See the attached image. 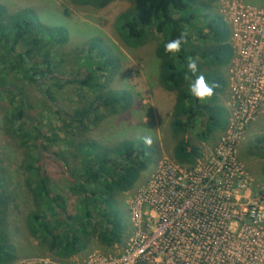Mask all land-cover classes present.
I'll use <instances>...</instances> for the list:
<instances>
[{
    "label": "trees",
    "instance_id": "trees-1",
    "mask_svg": "<svg viewBox=\"0 0 264 264\" xmlns=\"http://www.w3.org/2000/svg\"><path fill=\"white\" fill-rule=\"evenodd\" d=\"M76 1L101 7L111 0ZM216 1L134 0L135 5L115 20L116 34L124 45L138 48L155 41L158 83L174 95L169 128L174 140L172 158L179 164L194 165L201 157L194 138L206 142L214 132L226 128L227 113L221 100L227 87L223 69L233 51L228 25L220 13L211 9ZM33 13L29 8L10 12L0 4V98L9 95L11 109L6 122L25 149L23 168L32 201L25 228L29 236L59 259H68L86 249L93 235L100 247L108 250L114 244H124L128 237L116 197L130 190L148 168L149 144L142 139H123L113 145L88 139L68 140L65 150L54 153L58 160L47 159L58 163L73 202L54 191L41 159L42 151L50 153L49 148L58 144L60 137L44 130L42 121L33 120L29 114L33 105L23 88L12 81V75L33 85L51 101L57 90L70 85L94 92L92 99L66 114L70 121L86 128L103 117L98 114L101 107L113 112L118 107L126 108L128 99L122 91L99 93L100 79L116 67V59L101 39L89 38L80 50L82 62L77 68L84 67V74L65 77L61 72L65 59L55 49L67 40L66 30L42 24ZM182 33L186 40L181 50L167 52L166 43ZM189 58L197 62L196 73L187 68ZM199 75L214 86L213 95L204 100L189 91ZM262 142L264 136L258 139L257 146L264 148ZM7 202L0 185V264L16 258L6 227Z\"/></svg>",
    "mask_w": 264,
    "mask_h": 264
},
{
    "label": "built area",
    "instance_id": "built-area-1",
    "mask_svg": "<svg viewBox=\"0 0 264 264\" xmlns=\"http://www.w3.org/2000/svg\"><path fill=\"white\" fill-rule=\"evenodd\" d=\"M221 15L233 55L227 67L226 128L194 165L159 162L134 188L124 244L16 264H264V197H252L236 157L248 123L264 110V0H227Z\"/></svg>",
    "mask_w": 264,
    "mask_h": 264
},
{
    "label": "rangeland",
    "instance_id": "rangeland-1",
    "mask_svg": "<svg viewBox=\"0 0 264 264\" xmlns=\"http://www.w3.org/2000/svg\"><path fill=\"white\" fill-rule=\"evenodd\" d=\"M225 1L227 0H217L211 9L221 14V4ZM0 4L10 12L29 8L42 24L61 26L66 30L67 40L55 49L59 56L65 59L61 70L65 77L84 74L85 68L77 67L82 62L80 50L85 47L89 38L101 39L116 59V67L112 68L105 78L100 79L102 89L99 93L105 94L111 90L125 92L127 106L118 107L113 112L101 107L98 114L103 117L87 128L70 121L66 114L92 99L94 92L70 85L57 90L54 101H51L41 95L33 85L18 81L13 75L11 79L23 88V94L33 105L29 112L33 120L42 121L44 130L54 132L60 137L58 144L49 148L50 153L42 151L41 161L50 175L54 191L63 195L69 203L73 202V198L66 190L64 176L60 173L61 168L58 163L47 159L49 157L57 159L54 153L65 150L68 140L88 139L100 144L113 145L123 139H142L149 144L151 159L148 168L141 173L130 190L116 197L118 211L129 236L132 226L126 205L134 188L146 182L160 161L174 160L172 158L174 140L169 128L174 95L158 83L155 41L138 48H130L120 41L114 26L117 16L135 5L134 0H111L101 7L79 3L76 0H0ZM227 67L228 64L223 69L224 73L227 72ZM8 96L3 94L0 98V185L2 192L8 197L6 204L8 237L16 248V258L8 264H16L28 257L50 254L36 239L29 236L25 228V216L32 208V201L26 187V172L23 168L25 149L20 146L18 136L10 132L6 122L7 111L11 109ZM221 100L222 103L225 101V93L221 95ZM224 131L225 129L217 130L206 142H199L194 138V143L200 147L201 155H207L214 148ZM263 136L264 110H261L256 119L248 123L236 151V157L243 166L246 177L249 178L251 195L258 198L264 197V148L257 146L258 139ZM98 248L104 249L93 235L86 249L76 256H83Z\"/></svg>",
    "mask_w": 264,
    "mask_h": 264
},
{
    "label": "clouds",
    "instance_id": "clouds-1",
    "mask_svg": "<svg viewBox=\"0 0 264 264\" xmlns=\"http://www.w3.org/2000/svg\"><path fill=\"white\" fill-rule=\"evenodd\" d=\"M186 36L182 33L181 36L172 40L165 45V50L169 53H178L181 50V45L185 42ZM187 68L192 72H197V62L193 58L188 59ZM191 95L199 100H204L213 95L214 86L206 81L203 75H199L189 86ZM150 143V141H148Z\"/></svg>",
    "mask_w": 264,
    "mask_h": 264
}]
</instances>
